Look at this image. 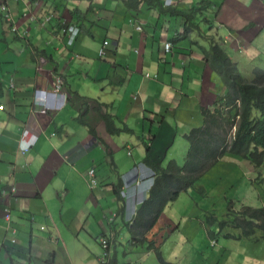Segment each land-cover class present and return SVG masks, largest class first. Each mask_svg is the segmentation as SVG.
I'll list each match as a JSON object with an SVG mask.
<instances>
[{
    "label": "crops",
    "instance_id": "1",
    "mask_svg": "<svg viewBox=\"0 0 264 264\" xmlns=\"http://www.w3.org/2000/svg\"><path fill=\"white\" fill-rule=\"evenodd\" d=\"M207 1L213 6L198 17L199 31L187 38L181 17L172 32L171 15L147 5L134 12L125 0H0V40L7 47L0 53V106H5L0 110V264H49L52 253L53 264H74L61 224L71 234L91 236L88 250L99 235L108 236V258L120 264L116 247L124 232L130 235L124 212L116 214L123 208L115 184L78 193L90 169L102 179L98 166L104 160L118 168L111 137L122 132L136 137L125 138L134 141L126 144L134 156L132 170L143 166L147 146L153 163L162 166L176 143L188 150L185 136L200 123L201 107L212 108L225 93L204 61L200 46L208 43L199 32H217L221 46L249 74L264 65L258 60L264 52V0ZM3 5L13 14L17 33L4 20ZM49 14L53 18L45 23ZM5 23L14 42L7 40ZM65 25L80 29L72 45L62 32ZM195 33L203 45L193 41ZM106 41L107 53L100 56ZM187 42L198 49H185ZM5 63L11 66L6 69ZM106 115L110 125L125 130L110 133ZM104 199H113L117 210L105 212ZM37 225L50 233L39 235Z\"/></svg>",
    "mask_w": 264,
    "mask_h": 264
},
{
    "label": "rangeland",
    "instance_id": "2",
    "mask_svg": "<svg viewBox=\"0 0 264 264\" xmlns=\"http://www.w3.org/2000/svg\"><path fill=\"white\" fill-rule=\"evenodd\" d=\"M173 4L188 10L191 5L197 6L198 1L195 0L192 3L191 0H173ZM205 18L207 17L205 16ZM177 19L180 18L171 17L167 20L172 32L177 28ZM206 23L202 24L206 25ZM5 27L7 28L4 31L8 42H14L15 34L11 32L10 25L5 23ZM210 27L209 25L208 31H210ZM184 28L182 27V33ZM217 28L218 26H215V31ZM210 36L217 38V32ZM96 39L98 41L100 37ZM193 41L204 44L196 36V33ZM262 46L264 47V43ZM190 47L193 50L198 49L197 45L191 46L187 42L185 49H190ZM6 49L7 47L0 40V53ZM16 51L19 52L18 48ZM258 60L260 63L264 61V52L260 53ZM239 62L249 63L248 61ZM3 65L6 69L7 66H11L6 63ZM256 66L264 69V65L257 64ZM240 69L246 78H253V73L249 74V70ZM2 74L0 70V76ZM122 133L124 134L111 137V140L115 141L114 160L118 168L114 169L110 159L104 160L98 166L102 172V179L97 180L98 188L112 187V183L117 186L119 178L125 182L124 178L132 170L134 156L130 155L127 145L134 142L128 140L136 137L125 132ZM125 138L128 139L127 142ZM186 153L185 145L182 142L176 143L168 154L165 167L171 160H175L181 166L184 165ZM137 159H139L138 154ZM85 181L79 183L78 188L82 192L78 193L88 195L93 186L89 180ZM110 181L112 182L110 183ZM197 185L205 189V194L201 195L199 191H195L197 189L183 192L177 201L165 209L166 223L169 220L171 224L169 223L163 228L159 223L148 234L150 241H156L157 251H149V243L133 247L129 242L127 231L122 234L120 244L116 247V255L120 264H264V233L258 231L256 237L247 238L241 236L242 231L230 225H223L224 222L232 218L233 211H241L244 206L264 208V166L256 169L248 160L226 154L222 161L206 173ZM63 192H66L65 188H63L62 194ZM109 195L115 198V207L117 208L119 200L112 189ZM115 207L113 199L112 201L104 199L105 212L112 213L117 210ZM119 207L123 209L120 212H115L116 214L124 212L126 200L121 201ZM66 227L65 224L59 226L60 234H63L62 241L69 244V255L74 264H102L101 261H106L105 250L101 245V235L98 236V242L92 243V247L88 250L86 247H89L91 243V236L84 233L79 235L77 232L71 234ZM37 230H39V235L50 233L47 228L45 233H41L39 225H37ZM227 235H231V237L227 238ZM43 237V239H49L48 236Z\"/></svg>",
    "mask_w": 264,
    "mask_h": 264
},
{
    "label": "trees",
    "instance_id": "3",
    "mask_svg": "<svg viewBox=\"0 0 264 264\" xmlns=\"http://www.w3.org/2000/svg\"><path fill=\"white\" fill-rule=\"evenodd\" d=\"M129 10L137 12L139 7L147 5L149 9H160L163 14L181 17L185 24L183 37L198 30V17L204 15L206 9L213 3L202 0L196 7L179 10L177 6H165L163 0H125ZM206 22L208 21L207 18ZM199 38L208 43L207 47L200 46L204 61L220 78L224 87V95L218 96L213 107H201V121L185 136L189 148L184 165L172 160L168 165L155 164L151 160V147L147 145L146 158L142 167H135L132 174L154 177V186L147 199L136 209L132 221L128 222L132 246L149 243L148 250L157 251L156 241H149L148 234L157 224L164 228L165 209L178 200L183 192L190 190L205 194V189L197 183L222 161L226 154H231L248 160L256 169L264 166V69L255 68L253 78L247 79L238 64L235 63L217 38L205 32H199ZM104 120L112 134L121 131L111 124L110 116ZM97 177V176H96ZM97 186V185H96ZM123 180L115 186V193L123 201ZM116 215V214H115ZM214 220V218H211ZM164 222L165 224H163ZM230 225L240 231L241 236L252 238L257 232L264 233V208L244 206L241 211L234 212L229 221ZM227 238L231 235H227ZM55 254L47 259L54 263ZM102 264H117L115 258H110Z\"/></svg>",
    "mask_w": 264,
    "mask_h": 264
},
{
    "label": "built area",
    "instance_id": "4",
    "mask_svg": "<svg viewBox=\"0 0 264 264\" xmlns=\"http://www.w3.org/2000/svg\"><path fill=\"white\" fill-rule=\"evenodd\" d=\"M173 4V0H164V5L165 6H171ZM2 14L4 17V20L9 23L11 25V30L14 33L18 32V28L15 25V19L14 16L11 12V10L9 9V7L7 5H3L2 7ZM53 16L52 15H48L44 21L45 23H49L52 20ZM36 17L34 15H31V20L32 21H36ZM62 32L68 37V44L72 45L77 37L80 34V29L76 26V25H65L62 27ZM109 46V42L106 41L104 42L103 47L100 49V56H105L107 53V47ZM172 49V44L170 42L165 44V50L166 51H170ZM0 110H4V106H0ZM88 178H89V183L93 186L96 187L97 185V177H96V171L94 169H90L88 172ZM138 185L140 186V182H137ZM154 184V179L153 178H149L144 185L141 188V193H144L145 191L149 190ZM126 186L128 187L129 184L126 183ZM123 197L126 199L127 201V205H126V212H125V217L128 221H132L134 218V215L136 213V206L137 203H139L138 201H142L143 198L142 197H137L136 193L133 192L131 194H123ZM13 242H15V240H13ZM101 245L104 249L108 248V242L105 238L101 239Z\"/></svg>",
    "mask_w": 264,
    "mask_h": 264
},
{
    "label": "clouds",
    "instance_id": "5",
    "mask_svg": "<svg viewBox=\"0 0 264 264\" xmlns=\"http://www.w3.org/2000/svg\"><path fill=\"white\" fill-rule=\"evenodd\" d=\"M164 1V0H163ZM2 13V12H1ZM28 151H29V148L28 149H25V151L23 152L24 154H26V153H28ZM131 174V175H130ZM131 176L132 178H133V180L131 181V182H129V178H128V176ZM128 176L126 177V178H124L125 179V182H123V189H122V197H123V194H131V193H133V192H135L136 193V196L137 197H142L143 198V200L142 201H138L139 203H137V206H136V209L137 208H139V206H141V204H143V202L147 199V197H148V194H149V192H150V190L152 189V187L154 186V184H153V186L149 189V190H147V191H145L144 193H141V188H142V186L144 185V183L149 179V178H153L154 179V177H152V176H144L143 175V171L141 172V176H136V174H132V172H130L129 174H128ZM155 181V180H154ZM137 182H140V186L138 185V183ZM126 183H128L129 184V186L127 187L126 186ZM93 189L94 188H96V187H92ZM14 190H15V188H14ZM124 198V197H123ZM125 199V198H124ZM126 200V199H125ZM126 205H127V201H126ZM125 212H126V207H124V215H125ZM124 219H126V217L124 218ZM126 222L128 223V222H130V221H128L127 219H126ZM152 232V231H151ZM150 232V233H151ZM129 235H130V233H129ZM102 238H105L106 240H107V242H108V248L107 249H104L105 250V257H106V261L107 260H109V254H108V250H109V248H110V246H111V242H110V239H109V237L108 236H102L101 237V239ZM149 239V238H148ZM130 241H131V237H130ZM150 241V240H149ZM152 241V240H151ZM106 261H101V263H103V262H106Z\"/></svg>",
    "mask_w": 264,
    "mask_h": 264
}]
</instances>
